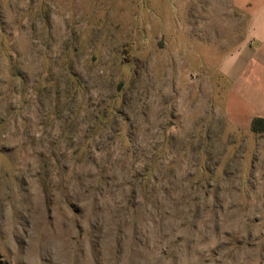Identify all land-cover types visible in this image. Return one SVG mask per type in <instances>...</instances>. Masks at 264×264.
<instances>
[{"label":"rangeland","instance_id":"rangeland-1","mask_svg":"<svg viewBox=\"0 0 264 264\" xmlns=\"http://www.w3.org/2000/svg\"><path fill=\"white\" fill-rule=\"evenodd\" d=\"M237 17L0 0V264H264V130L213 68Z\"/></svg>","mask_w":264,"mask_h":264},{"label":"crops","instance_id":"crops-1","mask_svg":"<svg viewBox=\"0 0 264 264\" xmlns=\"http://www.w3.org/2000/svg\"><path fill=\"white\" fill-rule=\"evenodd\" d=\"M228 4L242 21L241 39L227 53H216L213 68L227 81L224 115L235 130L251 133L254 119L264 120V0H200ZM261 140L264 143V132Z\"/></svg>","mask_w":264,"mask_h":264},{"label":"trees","instance_id":"trees-1","mask_svg":"<svg viewBox=\"0 0 264 264\" xmlns=\"http://www.w3.org/2000/svg\"><path fill=\"white\" fill-rule=\"evenodd\" d=\"M264 130V120L254 119L251 122V131L254 133L263 132Z\"/></svg>","mask_w":264,"mask_h":264}]
</instances>
